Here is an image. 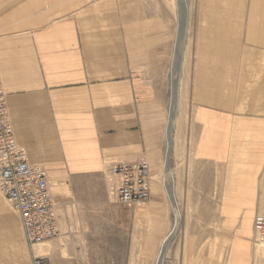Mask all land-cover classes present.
Wrapping results in <instances>:
<instances>
[{"label": "crops", "instance_id": "1", "mask_svg": "<svg viewBox=\"0 0 264 264\" xmlns=\"http://www.w3.org/2000/svg\"><path fill=\"white\" fill-rule=\"evenodd\" d=\"M245 1L218 0V5L242 7ZM174 2L183 3L96 0L66 10L60 2L65 13L49 17L51 9L35 0H0V75L8 115L29 161L49 175L57 238L64 243H103L94 232L103 221L142 234V264H252L254 219L262 208L264 113L238 112L225 94L200 81L193 84L187 152L193 148L199 160L233 171L172 173L178 224L166 189L169 179L159 174L166 134L160 77L175 50L177 27L169 13L131 7ZM249 3L245 17L203 16L193 45L200 69L240 67L235 63L248 52L251 68L258 64L264 0ZM138 159L150 164L151 199L121 205L109 194L110 166ZM81 230L90 232L81 236ZM24 247L32 264L20 218L0 197L1 261L17 264L15 254Z\"/></svg>", "mask_w": 264, "mask_h": 264}, {"label": "rangeland", "instance_id": "2", "mask_svg": "<svg viewBox=\"0 0 264 264\" xmlns=\"http://www.w3.org/2000/svg\"><path fill=\"white\" fill-rule=\"evenodd\" d=\"M184 1L182 0L183 4H176L174 2L171 4L132 5L131 7L135 12H142V8H147V10L151 11L169 13L172 15V18H174L175 27H177L178 36L176 37L175 50L169 54L165 63V68L162 70V77H160V86L164 92L163 109H165L166 113L164 123L166 134L164 139L165 165L159 174H165L166 178L171 180V182L172 173L222 172L226 171L225 168H229L227 169L228 172L233 171V166H231V168L225 165L220 167L218 164L199 160L193 148L190 154L187 152L188 147L185 138V126L187 124V109L190 106L189 93H191L194 87L193 84L200 81L205 85H210L214 93L225 94L227 99L231 100V103L234 104L238 112L264 113L263 48H259L258 64L255 65V68H251L250 53L248 52L243 54L241 62L235 63L240 64V67L233 69H217L214 73L212 71L215 70L207 68L203 70L200 69L198 67L201 64L199 61V52H193V45L197 39H200V37L197 38L199 33H197V31H199L203 25L201 19H203L204 15L207 17L210 13H241L245 17L250 13V0H246L242 7L230 3H224V5L220 7V5H218V0L215 3L211 2L207 4L197 3L196 1L198 0H190L191 3H184ZM35 2L42 3L43 7H45L44 9H51L49 17H56L57 15L59 17V14L65 13V10L62 11V8H64L66 4L67 7L65 9L69 10L79 7L81 4L86 5L88 3H94L96 0H35ZM60 2H64L61 9L58 6ZM226 8L228 9L224 10ZM49 17L45 18L40 23L48 21ZM258 17L263 20L264 14L259 13ZM261 20L260 24L264 23V21ZM134 23H136L135 26L138 27V22ZM139 23L142 29V21ZM135 26L131 23V28H135ZM173 78L176 79L175 81L178 85L179 98L178 102L175 103L177 105L176 115L174 114V120H171L170 109L174 87ZM169 127H171L170 136L168 132ZM258 171L259 199L260 206L262 207L259 214L264 215V164L259 166ZM166 189L168 190L167 182ZM171 189L173 190V185ZM0 197L5 199L1 194ZM5 201L13 212L8 201L6 199ZM109 225L108 222L100 221V228L94 230V232H97L99 240L104 241L103 243L77 244L70 243V240L64 243V240L54 238L51 242L49 241L45 244H41L44 248L42 247L43 249L40 250V254L48 255L54 264H142V234L139 232L136 234L132 228L128 231L109 227ZM140 226H142V223H140ZM88 232H90V230H81V236H85ZM255 243L257 242L254 241L253 245H255ZM254 248H256L257 255L256 264H263L264 239L258 242V245ZM10 253L12 254L10 251L7 254ZM30 254L32 256L31 249ZM15 256L17 258V264H31L25 247L24 251L16 253ZM155 262L153 264H155ZM0 264H8V262L3 263L0 257ZM12 264H16V261L15 263L12 262ZM252 264H254L253 261Z\"/></svg>", "mask_w": 264, "mask_h": 264}, {"label": "built area", "instance_id": "3", "mask_svg": "<svg viewBox=\"0 0 264 264\" xmlns=\"http://www.w3.org/2000/svg\"><path fill=\"white\" fill-rule=\"evenodd\" d=\"M8 114L0 75V194L20 218L25 240L32 252V264H52L48 255L39 254L35 249L61 234L49 175L42 166L29 161L16 140ZM151 179L150 164L145 159L113 162L107 179L109 194L121 205L146 203L151 199ZM254 231V241H262L264 215L255 216ZM255 245L252 256L254 264L257 259Z\"/></svg>", "mask_w": 264, "mask_h": 264}, {"label": "bare ground", "instance_id": "4", "mask_svg": "<svg viewBox=\"0 0 264 264\" xmlns=\"http://www.w3.org/2000/svg\"><path fill=\"white\" fill-rule=\"evenodd\" d=\"M180 62H182V61H180ZM179 71V70H178ZM179 75V74H178ZM177 77V76H176ZM180 79V78H179ZM178 79V80H179ZM176 79L175 78H173V84H174V87H173V94H172V105H171V109H170V116H171V120L174 118V114H175V112H176V110H177V105L175 104L176 102H178V98H179V94H178V85H177V82L175 81ZM178 82H180V81H178ZM179 84V83H178ZM176 115V114H175ZM174 120V119H173ZM170 124V123H169ZM168 127V126H167ZM172 127V126H171ZM171 127H169L168 128V132H169V136H170V128ZM170 139H171V137H170ZM172 142V141H171ZM167 185H168V192H169V195H170V198L172 199V201H173V204H174V206H175V210H176V213H177V216H178V220H177V224H178V221H179V216H180V213H179V210H178V206L176 205V203L174 202V199H173V196H172V194H174V193H172V182H171V180H169V181H167ZM171 187V188H170ZM261 240H258L257 241V243H256V245H255V247L258 245V242H260ZM263 241V240H262ZM168 242L169 241H167L166 242V244H165V248H164V250H163V252H162V260H163V256H165V253H166V250H167V245H168ZM171 242V241H170ZM260 245V244H259ZM43 246L42 245H39L38 246V248H39V250H41V249H43L42 248ZM162 248V247H161ZM45 251V250H44ZM161 256V255H160ZM163 261H165V260H163ZM162 262V261H161Z\"/></svg>", "mask_w": 264, "mask_h": 264}, {"label": "water", "instance_id": "5", "mask_svg": "<svg viewBox=\"0 0 264 264\" xmlns=\"http://www.w3.org/2000/svg\"><path fill=\"white\" fill-rule=\"evenodd\" d=\"M183 4V3H182Z\"/></svg>", "mask_w": 264, "mask_h": 264}]
</instances>
